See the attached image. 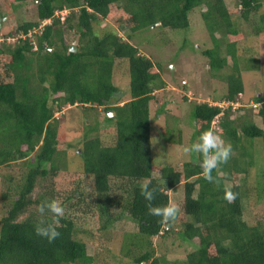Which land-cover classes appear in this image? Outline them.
<instances>
[{
    "label": "trees",
    "instance_id": "trees-1",
    "mask_svg": "<svg viewBox=\"0 0 264 264\" xmlns=\"http://www.w3.org/2000/svg\"><path fill=\"white\" fill-rule=\"evenodd\" d=\"M4 2L11 17L19 3L36 8L35 19L18 27L17 42H8L11 36L7 35L0 43V264H93L96 258L89 244L105 249L104 242L115 231L114 222L125 217L138 228L125 230L120 248L133 264H264V223L246 221L241 189L258 154L261 168L255 187L264 202V145L261 152L250 150L240 140V131L251 139H264V129L252 121L237 124V118L231 117L232 105L195 101L190 112L195 128L192 142L212 130L231 143L230 158L212 170L213 181L205 179L202 156L196 152L190 153L181 170L155 165L150 104L166 81L160 64L130 41L138 31L159 22L161 27L186 30L191 26L190 13L204 5L201 19L215 44L204 53L217 76L223 69L227 73L228 91L221 101H237L245 92V67L259 70L261 66L257 57L242 50L247 64L243 67L239 55L244 32L226 1ZM240 4L244 21L262 6L260 0H240ZM261 19L264 29V14ZM102 20H108L113 29L98 33L95 24ZM71 31L80 33L76 51L65 38ZM118 31L127 33V39ZM117 59L129 66L127 101L114 81ZM253 101L260 104L258 114L264 122V94ZM67 104L90 110L103 107L116 114L107 115L102 123L98 118L85 123L82 137L72 142L60 129ZM179 138L181 143V133ZM72 147L71 153L64 150ZM69 154L80 157V169L90 177V186L83 179L71 190L58 184ZM144 184L154 190L151 201L141 195ZM181 184L183 197L171 201L169 191L180 189ZM226 190L235 194L233 200L226 198ZM43 200L62 204L59 220L51 212H39ZM169 204L178 208L171 221L150 212L152 207ZM41 219L53 223L61 235L52 242L38 236L34 226ZM94 219L96 229L89 227ZM175 233L186 242L187 252L172 259L157 255L154 238Z\"/></svg>",
    "mask_w": 264,
    "mask_h": 264
},
{
    "label": "rangeland",
    "instance_id": "rangeland-1",
    "mask_svg": "<svg viewBox=\"0 0 264 264\" xmlns=\"http://www.w3.org/2000/svg\"><path fill=\"white\" fill-rule=\"evenodd\" d=\"M225 1L233 17L238 20L239 28L244 32V38L240 41L239 57L244 59L245 54L242 50L248 52L254 58L259 59L261 66L259 70L258 68L248 70L244 66L247 65L246 58L242 61L243 67H245V71H243L245 92L242 97L238 96L240 101L233 106L231 117L237 118V124H250L252 121L264 129V122L258 114L260 104L253 101L256 95L264 94V29L261 19L264 14V0H260L262 6L259 11L250 13L249 21H244L242 18L243 8L240 0ZM35 8L34 4L19 3L15 16L11 17L7 14L4 0H0V43H3L2 41L7 35L11 36L8 37L10 38L8 42H17V39L20 38L18 27L26 20L35 19ZM203 8L204 5H201L190 13L191 26L186 30L161 27V23H157L150 28L138 31L130 39L141 53L148 55L155 63L160 64L161 75L166 81L162 88L155 91V98L150 104L153 119L152 157L155 165H171L181 170L183 163L189 160L191 153L190 151L186 152L185 148L191 147L196 142L191 140L195 128L193 122H190V112L194 102L220 103L228 91V84L224 78L227 73L223 69L217 76L210 68V58L204 53L205 49L212 48L215 44L201 19L200 14ZM11 18L15 19L14 22H11ZM95 28L98 33H102L106 29H113L108 20H102L101 23L95 24ZM118 33L127 39V33L122 31H118ZM76 36L75 32L71 31L65 36L66 42L73 45ZM217 36H221L219 32H217ZM225 46L224 44L221 47L222 53L226 52ZM225 69L230 70L229 67ZM114 81L121 93H125L122 100H129L130 72L127 62L123 59L115 61ZM184 84L186 88L183 86ZM225 105L227 106V104ZM62 110L60 129L66 139L72 142H77L82 137L85 123L91 122L95 118H98L102 123L106 121L107 115L114 116L116 114L114 110H105L103 107L90 110L84 109L83 106L72 108L70 104L64 105ZM59 114L57 113V115ZM180 133L181 143L178 142ZM240 133L242 135L240 140L248 149L262 151L263 138L251 139L244 136L241 131ZM109 134L113 135L111 132ZM64 150L71 153L74 148H64ZM80 151L81 149L78 148L77 152ZM69 155V159L66 158L67 167L57 178L58 184L65 190H71L76 187L79 179H83L90 186L92 182L90 177L80 169L82 165L80 157ZM258 159L257 154V163L255 162L251 166L250 177L241 182L245 219L249 224L257 221L264 223V202H261L255 187L260 167ZM253 167L254 169H252ZM75 170L78 171L75 172ZM241 177L245 179L246 176L242 175ZM228 184L232 185L231 181ZM179 186L180 189L174 188L169 191L171 201L183 197L184 185ZM0 207L2 209L1 201ZM125 218L114 222L115 231L109 237L110 241L104 242L105 249L101 247H99L100 250L94 249L92 244H89V252L96 258L93 264H133L131 259L121 253L120 248L125 230H138V228L131 219ZM89 227L96 229L97 221L94 219L89 222ZM185 244L186 242L177 233L158 235L153 240L157 255L168 257V259H172L171 257L176 254L184 255L187 252Z\"/></svg>",
    "mask_w": 264,
    "mask_h": 264
},
{
    "label": "clouds",
    "instance_id": "clouds-1",
    "mask_svg": "<svg viewBox=\"0 0 264 264\" xmlns=\"http://www.w3.org/2000/svg\"><path fill=\"white\" fill-rule=\"evenodd\" d=\"M64 12L66 14V11H63V13ZM239 96L242 97L243 94L240 93ZM240 97H238L237 101L225 100L224 102L221 101L220 104L224 107L232 105L233 108V106L240 101ZM225 104H227V106ZM218 120L219 119H217L216 122ZM185 151L196 152L202 156L201 167L205 179L213 181L214 177L212 176V170L218 165L228 161L232 153V145L231 143H225L222 137L214 131L206 130L200 134L198 142L193 143L191 147H186ZM141 195L144 196L146 200L151 201L154 199V190L150 189L148 184H144L141 186ZM226 198L231 201L235 198V194L231 190H226ZM38 207L40 213L43 214L46 211L51 212L55 215L57 220L60 219L64 212V207L56 200H43ZM150 212L153 215L162 217L164 220L171 221L175 219L178 208L175 204H169L163 207H152L150 208ZM34 230L38 236L47 238L49 242H52L61 235L60 231L53 223L46 222L43 219L34 226Z\"/></svg>",
    "mask_w": 264,
    "mask_h": 264
},
{
    "label": "water",
    "instance_id": "water-1",
    "mask_svg": "<svg viewBox=\"0 0 264 264\" xmlns=\"http://www.w3.org/2000/svg\"><path fill=\"white\" fill-rule=\"evenodd\" d=\"M79 40H80V33L75 38V41H74L73 46L71 48L72 51H76L77 50V47H78V44H79Z\"/></svg>",
    "mask_w": 264,
    "mask_h": 264
},
{
    "label": "built area",
    "instance_id": "built-area-1",
    "mask_svg": "<svg viewBox=\"0 0 264 264\" xmlns=\"http://www.w3.org/2000/svg\"><path fill=\"white\" fill-rule=\"evenodd\" d=\"M63 14H65V12Z\"/></svg>",
    "mask_w": 264,
    "mask_h": 264
}]
</instances>
